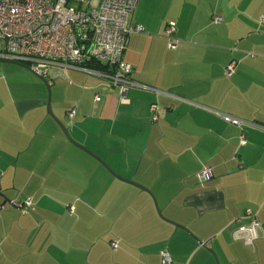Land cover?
<instances>
[{"label":"crops","instance_id":"obj_1","mask_svg":"<svg viewBox=\"0 0 264 264\" xmlns=\"http://www.w3.org/2000/svg\"><path fill=\"white\" fill-rule=\"evenodd\" d=\"M262 15L264 0H138L128 18L143 30L123 58L144 87L126 101L93 72L42 79L3 62L0 264H164L162 251L170 264H264ZM48 96L71 138L114 174L69 141ZM203 167L212 175L201 182ZM22 198L33 202L24 214L11 204ZM246 209L260 222L252 244L234 235Z\"/></svg>","mask_w":264,"mask_h":264},{"label":"built area","instance_id":"obj_2","mask_svg":"<svg viewBox=\"0 0 264 264\" xmlns=\"http://www.w3.org/2000/svg\"><path fill=\"white\" fill-rule=\"evenodd\" d=\"M137 3L138 0H0V58L24 64L42 79L63 76L68 68L93 72L117 88L121 99L126 101L130 87H144L131 78V65L123 58L130 34L143 30L128 18ZM260 20L264 23V15ZM175 29V22L164 28L170 48L177 45L172 36ZM234 67V61L228 63L225 75L231 76ZM74 111V108L67 111V117L71 119ZM157 112L158 106L152 103L151 119L157 118ZM219 115L231 124L242 122L225 113ZM240 143H246L243 135ZM211 175V168L203 167L198 179L202 182ZM11 204L20 214L33 207L31 198L12 200ZM69 209L73 210V206ZM243 219L248 222L243 223ZM234 222L238 224L235 237L252 244L260 227L256 212L246 209ZM116 244L111 242L112 247ZM200 245L210 246L207 241ZM161 257L164 264L171 263L168 252L162 251Z\"/></svg>","mask_w":264,"mask_h":264},{"label":"water","instance_id":"obj_3","mask_svg":"<svg viewBox=\"0 0 264 264\" xmlns=\"http://www.w3.org/2000/svg\"><path fill=\"white\" fill-rule=\"evenodd\" d=\"M0 62L14 63V64H18V65H21V66L26 67V68L29 69L28 66H26V65H24V64H22V63H19V62L13 61V60H9V59H3V58H0ZM44 81H45V80H44ZM45 82H46V81H45ZM46 85H47V82H46ZM48 91H49V90H48ZM47 107H48V112H49V114L54 118V120H55V121L58 123V125L61 127L62 131L64 132L65 136L69 139V141L72 142L73 144H75L76 146L82 148L83 150H85V151L91 153V152H90L89 150H87L85 147H83V146L79 145L78 143H76V142L71 138V136H70V134H69V132H68L66 126H65V125H64L59 119H57V118L53 115V113H52V111H51V108H50V98H49V96H48V101H47ZM91 154H92V153H91ZM92 155H94V154H92ZM94 156H95V155H94ZM95 157H96L100 162H102V163H103V164H104V165H105V166L111 171V169L108 167V165H107L106 163H104L99 157H97V156H95ZM111 172L113 173V171H111ZM113 174H114V173H113ZM115 176L118 177L119 179L125 181V182L131 183V184H133V185H135V186H137V187H139V188L144 189V190L147 191L148 193H150V191H149L147 188H143V187H141L140 185L134 183L133 181H130V180L124 179V178H122V177H119L118 175H115Z\"/></svg>","mask_w":264,"mask_h":264},{"label":"rangeland","instance_id":"obj_4","mask_svg":"<svg viewBox=\"0 0 264 264\" xmlns=\"http://www.w3.org/2000/svg\"><path fill=\"white\" fill-rule=\"evenodd\" d=\"M72 4L76 6V4H74V3H72ZM1 64H3V62H0V65H1Z\"/></svg>","mask_w":264,"mask_h":264},{"label":"trees","instance_id":"obj_5","mask_svg":"<svg viewBox=\"0 0 264 264\" xmlns=\"http://www.w3.org/2000/svg\"><path fill=\"white\" fill-rule=\"evenodd\" d=\"M102 67H104V66H102Z\"/></svg>","mask_w":264,"mask_h":264}]
</instances>
